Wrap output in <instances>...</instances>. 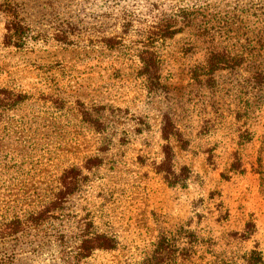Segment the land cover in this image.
Returning a JSON list of instances; mask_svg holds the SVG:
<instances>
[{
  "label": "rangeland",
  "instance_id": "obj_1",
  "mask_svg": "<svg viewBox=\"0 0 264 264\" xmlns=\"http://www.w3.org/2000/svg\"><path fill=\"white\" fill-rule=\"evenodd\" d=\"M0 264H264V0H0Z\"/></svg>",
  "mask_w": 264,
  "mask_h": 264
},
{
  "label": "trees",
  "instance_id": "obj_2",
  "mask_svg": "<svg viewBox=\"0 0 264 264\" xmlns=\"http://www.w3.org/2000/svg\"><path fill=\"white\" fill-rule=\"evenodd\" d=\"M156 31L151 32L152 34L155 35H159L162 37H170L172 34L175 33L174 30L171 29L170 25L168 24H162L161 26H156ZM141 55L143 56V58L141 57V61L143 63V69L142 71H145V74H148L149 77H151V80L153 79V77L155 76V71L157 70V61L156 59H154L155 57H153V53L151 51H142ZM213 57L211 58L212 60H210V63L208 64L209 66H232L235 63V59L233 57H229V56H224L222 53L220 52H216L214 53V55H212ZM184 176H186V174H184ZM175 182V181H174ZM165 245L167 247V243L165 242L164 237H159L157 244H156V249H155V254L158 255H162L163 251L165 250ZM97 248H102V249H106V250H111L115 248V243L113 242V239L105 236V235H97L94 237H90L87 240H84L83 242V249L86 250L88 253L93 251L94 249ZM168 251H165L166 253H168L169 251L171 252V250H169V248L167 247ZM154 254V255H155Z\"/></svg>",
  "mask_w": 264,
  "mask_h": 264
}]
</instances>
